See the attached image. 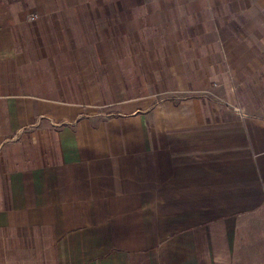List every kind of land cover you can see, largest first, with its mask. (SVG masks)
I'll use <instances>...</instances> for the list:
<instances>
[{"label": "crops", "instance_id": "1", "mask_svg": "<svg viewBox=\"0 0 264 264\" xmlns=\"http://www.w3.org/2000/svg\"><path fill=\"white\" fill-rule=\"evenodd\" d=\"M0 264H264V0H0Z\"/></svg>", "mask_w": 264, "mask_h": 264}, {"label": "built area", "instance_id": "2", "mask_svg": "<svg viewBox=\"0 0 264 264\" xmlns=\"http://www.w3.org/2000/svg\"><path fill=\"white\" fill-rule=\"evenodd\" d=\"M36 18H37L36 14H32L31 17H30L31 20H35Z\"/></svg>", "mask_w": 264, "mask_h": 264}]
</instances>
